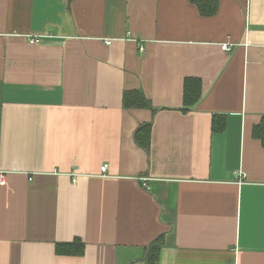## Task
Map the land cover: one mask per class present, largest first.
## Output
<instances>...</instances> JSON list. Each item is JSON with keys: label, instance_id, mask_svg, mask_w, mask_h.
<instances>
[{"label": "crops", "instance_id": "0c3cea01", "mask_svg": "<svg viewBox=\"0 0 264 264\" xmlns=\"http://www.w3.org/2000/svg\"><path fill=\"white\" fill-rule=\"evenodd\" d=\"M263 116L264 0H0V264H264Z\"/></svg>", "mask_w": 264, "mask_h": 264}, {"label": "trees", "instance_id": "16d2710c", "mask_svg": "<svg viewBox=\"0 0 264 264\" xmlns=\"http://www.w3.org/2000/svg\"><path fill=\"white\" fill-rule=\"evenodd\" d=\"M194 3L199 12L205 16H211L217 12L219 0H190ZM202 96V85L201 80L195 77L185 78L183 86V105L181 110L188 111L193 106L197 104ZM123 105L125 107L133 106H143L151 107V104L147 98L142 94L141 91L136 90H126L123 94ZM225 121L223 116L213 115V130L220 131L223 129ZM150 135H151V124L144 123L141 124L135 131V141L136 143L145 148L149 149L150 145ZM252 135L254 138L258 139L261 144L264 146V116L261 118V121L254 125L252 128ZM158 241V240H157ZM157 241H155L154 246H157ZM155 248L152 247V251ZM84 251V243L75 239L72 242H60L56 243V252L57 254L64 255H82ZM157 252V250H156ZM154 252V254L156 253Z\"/></svg>", "mask_w": 264, "mask_h": 264}, {"label": "built area", "instance_id": "2783aa9c", "mask_svg": "<svg viewBox=\"0 0 264 264\" xmlns=\"http://www.w3.org/2000/svg\"><path fill=\"white\" fill-rule=\"evenodd\" d=\"M37 40L35 39V38H29V42H31V43H33V42H36ZM110 43V41H107V44H109ZM221 49L222 50H227V51H229L230 49H231V46H229L228 44H223V45H221ZM107 166H108V164L107 163H104L102 166H101V168H100V170L102 171V172H106V170H107ZM4 174H3V172H1L0 173V184H4Z\"/></svg>", "mask_w": 264, "mask_h": 264}]
</instances>
